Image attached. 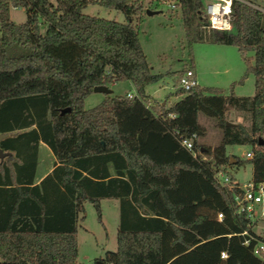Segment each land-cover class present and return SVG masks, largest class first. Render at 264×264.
<instances>
[{"label": "trees", "instance_id": "1", "mask_svg": "<svg viewBox=\"0 0 264 264\" xmlns=\"http://www.w3.org/2000/svg\"><path fill=\"white\" fill-rule=\"evenodd\" d=\"M173 1L187 43L204 39L205 0ZM88 3L124 21L83 14ZM230 6L231 29L208 30L206 39L236 47L241 77H254L252 95L178 88V100L154 110L144 87L159 75L137 37L143 0H0V133H11L0 139L10 154L0 160V264H77V214L90 201L99 218L101 198L118 200L116 248L103 263L264 264L252 241L242 245L246 219L213 179L217 169L229 173L225 146L249 144L251 179L264 182V13L240 0ZM10 7L22 8L24 21H11ZM120 81L134 96L83 108L94 86ZM229 110L247 114L248 128L228 122ZM199 114L215 121L220 138L212 148L195 138L192 155L179 136L203 135ZM39 141L55 163L33 184Z\"/></svg>", "mask_w": 264, "mask_h": 264}, {"label": "rangeland", "instance_id": "2", "mask_svg": "<svg viewBox=\"0 0 264 264\" xmlns=\"http://www.w3.org/2000/svg\"><path fill=\"white\" fill-rule=\"evenodd\" d=\"M49 1L54 4V0ZM243 1L264 13V0ZM143 8L137 24V37L151 73L159 75L156 81L144 87V92L151 97V100L144 99L147 106L159 110L160 106L164 107V104L160 103H165L167 107L176 99L178 95L174 92L178 89L177 77L184 68L193 69L196 82L206 93L226 95L231 92L236 96L252 95L254 77L251 73L245 78L241 77L245 66L235 46L211 43L206 39L207 29H200L204 39L188 44L177 8L169 9L168 3L160 0H143ZM147 9L152 13L146 14ZM81 12L117 22L124 21V16L119 11L104 8L96 3H88ZM9 18L14 23L24 21L23 9L10 7ZM40 29L43 30V25ZM244 55L251 58L252 52L246 51ZM108 90L107 94L89 93L83 99V108L96 105L106 96L135 93L133 85L128 81L113 83L109 85ZM225 118L232 124L239 123L246 128L249 126L248 116L243 112L229 110ZM197 121L203 126L204 133L196 137V141L209 148L214 147L220 138L215 121L201 114L197 116ZM249 149V144L225 146V154L238 160L237 163L229 160L230 164L225 169L240 183L251 178V164L244 157V153ZM38 156L42 161L41 149ZM40 164L38 170L42 168ZM82 206L83 210L78 214L76 227L77 264H97L98 257L102 258L105 251H112L116 247L117 201L100 199L99 218L90 201H84ZM255 230L264 236V229Z\"/></svg>", "mask_w": 264, "mask_h": 264}, {"label": "built area", "instance_id": "3", "mask_svg": "<svg viewBox=\"0 0 264 264\" xmlns=\"http://www.w3.org/2000/svg\"><path fill=\"white\" fill-rule=\"evenodd\" d=\"M244 2L243 0H240ZM167 2L169 9H174L173 0H160ZM246 3V2H244ZM231 0H205L202 9V16L205 20V29L217 31H229L231 29ZM256 8V7H255ZM261 11V9L256 8ZM264 84V73L261 76ZM178 88L184 92H188L197 86L194 71L192 68H184L177 77ZM127 97L134 94L127 93ZM264 106V105H263ZM172 117L173 115H169ZM196 138L194 134L190 137L179 136V144L192 155L193 140ZM253 153L251 148L244 153L246 159H250ZM213 179L223 187L230 191L233 212L242 215L246 219V230L239 233L243 237L242 245L248 246L253 242L251 252L253 255L259 256L264 252V242L259 238H264L260 231L264 229V182H254L251 178L244 183L238 182L232 175L225 170L217 169L213 173ZM222 217L221 213L217 214V218ZM220 258H225L224 250L219 252Z\"/></svg>", "mask_w": 264, "mask_h": 264}, {"label": "crops", "instance_id": "4", "mask_svg": "<svg viewBox=\"0 0 264 264\" xmlns=\"http://www.w3.org/2000/svg\"><path fill=\"white\" fill-rule=\"evenodd\" d=\"M197 86H199L198 85V83H197ZM109 87V86H108ZM107 87V88H108ZM200 87V86H199ZM131 93V92H130ZM145 93V92H144ZM125 94H127V93H125ZM145 95L147 96L146 98H148L149 100H151L150 98V95L149 94H146L145 93ZM181 95H178L177 97H175L176 99L173 101V102H175L176 100H178L179 99V97H180ZM173 102H171V103H173ZM170 103V104H171ZM162 104H164V107H165V103H160V105H162ZM168 107V106H167ZM42 150V152H43V160L42 161H40V159H39V156H38V153H39V150ZM229 160H230V158H229ZM232 161V160H231ZM40 163H43L42 165L40 164ZM54 163H55V158H54V156L51 154V152H50V150L48 149V147L44 144V143H42L41 141H39L38 142V144H37V153H36V165H35V170H34V175H33V184H37L39 181H40V179L42 178V177H44L47 173H49L50 171H51V169H52V167H53V165H54ZM39 164L42 166V168H41V170H38L39 168ZM108 170H109V172L112 174L113 173V170H112V168H111V166L110 165H108ZM101 199H115L116 201H117V222H118V200L116 199V198H101ZM100 200V199H99ZM98 200V201H99ZM81 212V211H80ZM80 212H78V214L80 213ZM78 214H77V218H76V227H77V221H78ZM75 240H76V231H75ZM76 248H77V243H76ZM116 248V247H115ZM108 251H110V250H108ZM101 258H99L98 257V259H97V264H101V263H103V262H101V260H100Z\"/></svg>", "mask_w": 264, "mask_h": 264}, {"label": "water", "instance_id": "5", "mask_svg": "<svg viewBox=\"0 0 264 264\" xmlns=\"http://www.w3.org/2000/svg\"><path fill=\"white\" fill-rule=\"evenodd\" d=\"M146 14H151L152 12H150L148 9L145 11ZM92 92L94 93H108L109 90L106 86L104 85H98V86H94L92 88ZM68 109L62 110L63 111H67ZM11 133H0V139L4 138L8 135H10ZM258 144H261L264 146V140L262 138H258L257 140ZM5 155H10L8 152H2V150L0 149V160L5 156ZM230 160H232L233 162L235 161V159H233L232 157L230 158Z\"/></svg>", "mask_w": 264, "mask_h": 264}]
</instances>
